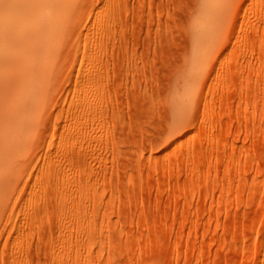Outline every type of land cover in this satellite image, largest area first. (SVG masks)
<instances>
[{
	"label": "rangeland",
	"instance_id": "1",
	"mask_svg": "<svg viewBox=\"0 0 264 264\" xmlns=\"http://www.w3.org/2000/svg\"><path fill=\"white\" fill-rule=\"evenodd\" d=\"M8 1L0 264H264V0Z\"/></svg>",
	"mask_w": 264,
	"mask_h": 264
},
{
	"label": "bare ground",
	"instance_id": "2",
	"mask_svg": "<svg viewBox=\"0 0 264 264\" xmlns=\"http://www.w3.org/2000/svg\"><path fill=\"white\" fill-rule=\"evenodd\" d=\"M7 1H8V0H7ZM29 1H30L31 3H33V0H29ZM29 1H28V2H29ZM34 1H36V0H34ZM39 1H40V0H39ZM43 1H44V0H43ZM43 1H41V2H43ZM48 1H49V0H48ZM51 1H55V0H51ZM60 1H62V0H60ZM4 2H5V0H2V1L0 2V26H1V29L4 27V28H3L4 30L2 29L3 32H4L5 30H7V29H5L6 26H3V27H2V25H4V24L6 25V24H8V23H11V22H10L11 20H10V21L8 20V18H10V15H9V17L7 18V20H8L9 22L6 21V20H4V22L6 21L7 23L2 22V21H3V18H6V16H5V17L3 16V13H5V14L7 13V12H3V13H2V11H3V3H4ZM8 2H9V1H8ZM11 2H12V1H11ZM17 2H18V1H17ZM24 2H25V0H24ZM28 2H25V8H26V10H29V9H27V7H26V3H28ZM36 2H37V1H36ZM49 2H50V1H49ZM31 3H29V4H31ZM53 3H54V2H53ZM55 3H56V2H55ZM57 3H59V0H58ZM6 4H7V3H6ZM8 4H9V3H8ZM16 4H17V3H16ZM16 4H15V5H16ZM22 4H23V3H22ZM29 4H28V6H30ZM40 4H41V3H40ZM44 4H45V5H44ZM44 4H42V7H43V8L46 7V6L48 5V4L46 5V3H44ZM50 4H51V3H50ZM12 5H13V4H12ZM17 5H18V4H17ZM35 5H36V6H39V4L35 3L34 6L30 8V9H31V12H28V13H30L32 16H30L29 14H27L25 17H27V16L29 15L31 18H34V14L32 13V12H33L32 8L35 9V12H36L37 7H36ZM65 5H66V3H65ZM65 5H64V6H65ZM70 5H71V4H70ZM6 6H7V5H6ZM57 6H58V5H57ZM22 7H23V6H22ZM40 7H41V6H40ZM42 7L39 8L38 10H40L41 13H44L45 11L43 12ZM55 7H56V6H55ZM62 7H63V6H62ZM14 8H15V7H14ZM16 8H17V7H16ZM64 8H65V7H64ZM67 8H68V5H67ZM4 9H5V7H4ZM10 9H11V8H10ZM10 9H9V6H8V10H6V11H8V14H9V12H12V11H9ZM21 9H22V8H21ZM41 9H42V11H41ZM49 9H52V8H49ZM53 9H54V8H53ZM58 9H59V8H58ZM58 9H56V10H58ZM62 9H63V8H62ZM1 10H2V11H1ZM13 10H14V9H13ZM54 10H55V9H54ZM64 10H65V9H64ZM74 10H76V9L74 8ZM74 10H73V11H74ZM18 11H20V10H18ZM21 11H23V10H21ZM50 11H51V10H50ZM62 11H63V10H61V13H62ZM55 12H56V11H55ZM38 13H39V11L37 12V15H38ZM41 13H40V14H41ZM49 13H50V12H49ZM52 13H53V12H52ZM72 13H74V12H72ZM10 14H11V13H10ZM21 14H22V13H21ZM25 14H26V13H25ZM40 14H39V17H38L37 15H36V16H37L38 18H41V17H40ZM56 14H57V12H56ZM56 14H55V16H56ZM13 15H14V14H13ZM16 15H18V13H17ZM48 15H50V14H48ZM48 15H47V16H48ZM52 15H53V14H52ZM59 15H60V14H59ZM69 15H70V14H69ZM29 16H28V17H29ZM42 16H43V15H42ZM45 16H46V15H45ZM60 16H61V15H60ZM60 16H59V18H60ZM70 16H71V15H70ZM70 16H69V17H70ZM21 17H22V16H21ZM21 17H20V18H21ZM67 17H68V16H67ZM11 18H12V17H11ZM31 18H29L30 21H31L30 23H32V21H33V19H31ZM35 18H36V17H35ZM50 18H51V17H50ZM54 18H55V19H54ZM18 19H19V18H18ZM25 19H26V18H25ZM47 19L50 21L49 18H47ZM47 19H46V20H45V19H44V20L42 19L43 21H45L43 24H42V21L39 20V21L41 22V23H40V26H39L40 28L38 27V22H39V21H35V24H33V25H31V26H35V27H36V25H37L36 28H35V27L33 28V29H34V32H33V30H32L33 34H34L35 32H36V34H34L35 36H34L33 34H31V35H33L34 37H36V36L38 35V34H37L38 31H37L36 29H43L44 27H42V25H43V26H46L47 24L49 25V23H47V21H48ZM53 20H57L56 22H58V19H57L56 17H53ZM26 21H27V20H26ZM49 21H48V22H49ZM51 21H52V20H51ZM64 21H65V20H64ZM28 22H29V21H28ZM2 23H4V24H2ZM12 23H13V22H12ZM18 23H19V22H18ZM24 23H25V22H24ZM45 23H47V24H45ZM50 23H51V22H50ZM54 23H55V22H54ZM63 23H64V22H63ZM68 23H69V22H66V25H67V26H68ZM21 24H22V23H21ZM41 24H42V25H41ZM44 24H45V25H44ZM52 24H53V23H52ZM55 24H58V23H55ZM69 24H70V23H69ZM10 25H11V24H10ZM10 25H9V26H10ZM66 25H64V26H65V29L68 28V27L66 28ZM71 25H72V24H71ZM74 25H75V24H74ZM9 26H8V28L12 27V25H11L10 27H9ZM21 26H22V25H21ZM31 26L27 25V27L24 26V27H22V28H26V29L29 28V29H30V28H32ZM60 26H63V25H60ZM14 27H15V26H14ZM50 27H51V26H50ZM70 27H71V26H70ZM59 28H60V27H59ZM1 29H0V31H1ZM12 29H13V28H12ZM63 29H64V27H63ZM17 30H18V29H17ZM20 30H21V29H20ZM35 30H36V31H35ZM53 30H54V29H53ZM53 30H52V31H53ZM56 30H57V26H56V29L54 30V32H56ZM58 30H59V29H58ZM61 30H62V29H61ZM67 30H68V29H67ZM2 31H1V32H2ZM10 31H11V30H10ZM22 31H26V30L23 29ZM27 31L30 32L31 29H30V30H27ZM39 31H40V30H39ZM45 31H47V30H45ZM50 31H51V30H50ZM3 32H2V33H3ZM2 33H0V34H2ZM8 33H10V32H8ZM8 33H6V34H8ZM17 33H18V31H17ZM40 33H41V31H40ZM42 33H43V31H42ZM42 33H41V34H42ZM49 33H50V32L48 31V34H49ZM60 33H61V32H60ZM41 34H40V38H41ZM45 34H46L45 32H44V34H42V38H44ZM2 35H4V34H2ZM12 35H13V34H12ZM28 35H30V33H28L26 36H28ZM43 35H44V36H43ZM55 35H56V34H55ZM59 35H60V34H59ZM24 36H25V35H24ZM53 36H54V35H53ZM53 36H52V37H53ZM57 36H58V35H57ZM57 36H56V37H57ZM16 37H18V35H16ZM16 37H15V38H16ZM20 37L22 38V35H20ZM31 37H32V36H31ZM46 37H47V36H46ZM2 38H3V37H2ZM9 38H10V37H8V39H9ZM25 38H26V37H25ZM25 38H24V39H25ZM37 38H38V37H37ZM54 38H55V36H54ZM29 39H30V38H29ZM29 39H28V40H29ZM34 39H35V38H34ZM9 40H10V39H9ZM18 40H19V37H18ZM20 40H21V39H20ZM25 40H27V39H25ZM31 40H32V39H31ZM37 40L39 41V38H38ZM37 40H35V42H36ZM47 40H49V38H48ZM51 40H52V38H51ZM51 40H50V42H51ZM56 41H58V40L56 39ZM5 42H6V43H5ZM24 42H26V41H24ZM40 42H41V41H40ZM43 42L45 43L46 41H43ZM3 43H5V47H6V45H7V41H4V42L2 41V42H0L1 47H2V44H3ZM47 43H48V42H47ZM11 44H12V42L10 43V46H8V47H12ZM13 44H14V43H13ZM40 44H41V43H40ZM45 44H46V43H45ZM45 44H44V45H45ZM48 44H49V43H48ZM53 44L55 45V43H53ZM14 45H15V44H14ZM17 45H18V44H17ZM42 45H43V43H42ZM42 45H41V46H42ZM44 45H43V46H44ZM15 46H16V45H15ZM22 46H23V45H22ZM32 46H33V44H32ZM46 46H47V44H46ZM1 47H0V48H1ZM24 47H25V46H24ZM30 47H31V46H30ZM39 47H40V46H39ZM39 47H38V48H39ZM52 47H53V45H52ZM2 48H3V47H2ZM36 48H37V47H36ZM44 48H45V47H44ZM50 48H51V47H50ZM54 48L56 49V47H54ZM57 48H58V47H57ZM7 49H8V48H7ZM9 49H12V48H9ZM22 49H23V47H22ZM40 49L42 50L43 47H42V48L40 47ZM46 49H47V47H46ZM46 49H45V50H46ZM55 49H53V50H55ZM5 50H6V49H5ZM18 50H20V49H18ZM34 50H36V49H34ZM34 50H33V52H34ZM45 50H44V51H45ZM47 50H49V47H48ZM21 51H22V50H21ZM28 51H30V50H28ZM49 51H50V50H49ZM0 52H1V51H0ZM10 52H11V50H10ZM37 52H38V51H37ZM46 52H47V51H46ZM53 52H54V51H53ZM56 52H57V50L55 51V53H56ZM2 53H3V51H2ZM41 53H42V52L40 51L38 54H41ZM43 53H45V52H43ZM47 53H48V52H47ZM55 53H52V55H51L52 59H53V57H54L53 54H55ZM6 54H8V53L6 52ZM11 54H12V53H11ZM38 54H37V55H38ZM56 54H57V53H56ZM14 55H15V54H14ZM14 55H13V56H14ZM18 55H19V54H18ZM29 55H30V54H29ZM29 55H28V56H29ZM43 55H44V54H43ZM2 56H3V55H2ZM5 56H6V55H5ZM9 56H10V55H9ZM15 56H16V55H15ZM21 56H22V55H21ZM40 56H42V55H40ZM44 56H45V55H44ZM46 56H47V55H46ZM46 56H45V58H46ZM25 57H26V56H25ZM19 58H20V57H19ZM14 59H15V58L13 57V60H11V61L13 62ZM22 59H23V57H22ZM38 59H39V58H38ZM38 59H37V61H38ZM42 59H44L43 56H42ZM0 60H1V59H0ZM18 60H19V59H18ZM23 60H24V59H23ZM30 60H31V59H30ZM35 60H36V58H35ZM39 60H40V59H39ZM47 60H48V58H47ZM49 60H50V58H49ZM8 61H9V60H8ZM11 61H9V63H10ZM16 61H17V60H15V63H16ZM28 61H29V60H28ZM44 61H45V60H44ZM51 61H52V60H51ZM1 62H2V64H3V60H2ZM5 62H7V61H4V64H5ZM35 62H36V61H35ZM46 62H47V61H46ZM46 62H45V63H46ZM29 63H30V62H29ZM38 63H39V64H38V66H39L41 62H38ZM7 64H8V63H7ZM7 64H6V65H7ZM18 64H19V62H18ZM46 64H47V63H46ZM9 65H11V64H9ZM9 65H7V67H6L7 70H8V68L10 67ZM23 65H24V64H23ZM32 65H34V64H32ZM44 65H45V64H44ZM47 65H49V64H47ZM2 66H3V65H2ZM11 66L13 67V65H11ZM16 66H17V65H16ZM25 66H26V65H25ZM27 66H28V64H27ZM4 67H5V66H3V68H4ZM46 67H48V69L51 70L50 66H46ZM3 68H1L0 70H2ZM10 68H11V67H10ZM10 68H9V69H10ZM35 68H36V67H34V69H35ZM20 69H21V68H20ZM39 69H40V68H39ZM3 70H6V69L4 68ZM11 70L13 71V69H11ZM25 70H26V69H25ZM31 70H32V69H31ZM28 71H29V70H28ZM34 71H35V70H34ZM40 71H41V70H40ZM43 71H44V69H43ZM45 71H46V70H45ZM7 72H8V71H7ZM16 72H17V71H16ZM16 72H14V73H16ZM30 72H31V71H30ZM4 73H5V72H4ZM12 73H13V72H12ZM12 73H11V74H12ZM22 73H23V72H22ZM39 73H40V72H39ZM47 73H49V72L47 71ZM47 73H46V76L50 74V73H49V74H47ZM0 74H1V73H0ZM11 74H10V75H11ZM17 74H18V73H17ZM44 74H45V73H44ZM6 75H8V74H6ZM13 75H14V74H13ZM13 75H11V76H13ZM3 76H4V75H3ZM15 76H17V75H14V77H15ZM37 76H38V75H37ZM41 76H42V74H41ZM46 76H45V77H46ZM0 77H2V74L0 75ZM22 77H23V76H22ZM38 77H39V76H38ZM47 77H49V76H47ZM47 77H46V78H47ZM6 78H7V77H5V80H4V81L7 80V82H8L9 79H6ZM8 78H9V76H8ZM15 78H16V77H15ZM15 78H10V79H15ZM18 78H19V77H18ZM27 78H28V76H27ZM31 78H32V80H33V77H31ZM31 78H30V80H29L28 83H31V82H32V81H31ZM46 78H45V79H46ZM2 79H3V77H2ZM2 79H1V80H2ZM34 79L36 80L35 77H34ZM42 79H43V78H42ZM15 80H16V79H15ZM40 80H41V79H40ZM23 81H24V80H23ZM30 81H31V82H30ZM44 81H45V83H46V80H44ZM44 81H43V84H44ZM15 82H16V81H15ZM26 82H27V81H26ZM34 82H35V81H34ZM38 82H40V81H38ZM2 83H3V82H2ZM11 83H12V82H11ZM24 83H25V82H24ZM36 83H37V82H36ZM6 84L8 85V83H6ZM6 84L4 83L3 85H6ZM12 84H14V83H12ZM20 84H21V83H20ZM31 84H32V83H31ZM3 85H0V86H3ZM7 85H6V86H7ZM23 85H24V84H23ZM37 85H38V84H37ZM40 85H41V84H40ZM18 86H19V85H18ZM24 86H27V85H24ZM38 86H39V85H38ZM4 87H5V86H4ZM4 87H3L2 89H4ZM20 87H21V86H20ZM33 87H34V86H33ZM33 87H32V89H33ZM0 88H1V87H0ZM6 88H7V87H6ZM24 88H25V87H24ZM43 88L45 89V86H44ZM10 89H11V87H10ZM16 89H17V88H16ZM34 89H35V88H34ZM8 90H9V89L6 90L7 94L10 92V91H8ZM17 90H18V89H17ZM20 90H21V89H20ZM24 90H25V89H24ZM35 90H36V89H35ZM32 91H33V90H32ZM41 91H43V90H41ZM0 92H1V91H0ZM2 93H4V91H3ZM41 93H42V92H41ZM0 94H1V93H0ZM5 94H6V93H5ZM7 94H6V95H7ZM18 94H19V93H18ZM18 94H17V96H18ZM22 94H23V93H22ZM11 95H13V94H11ZM28 95H29V94H28ZM30 95H31V94H30ZM30 95H29V97H30ZM33 95H34V92H33ZM0 96H2V98L4 99V96H3V95H0ZM13 96H14V95H13ZM22 96H23V95H22ZM31 97H32V96H31ZM2 98L0 97V100H1ZM6 98H7V97H6ZM32 99H33V98H32ZM4 100H5V99H4ZM8 101H9V100H8ZM8 101H7V102H8ZM11 101H12V99H11ZM23 101H24V100H23ZM30 101H31V100H30ZM16 102H17V101H16ZM25 102H26V101H25ZM0 103H1V102H0ZM3 103L5 104V102H3V100H2V104H3ZM4 104H3V106H5ZM6 105H7V104H6ZM11 105H12V104H11ZM15 105H16V104H15ZM13 106H14V105H13ZM26 106H27V105H26ZM26 106H25V110H26V108H28V107H26ZM5 108H6V106H5ZM30 108H31V107H30ZM0 109H1V111H5V112H6V110H7V108H6V110H2V108H0ZM14 109H15V108H14ZM22 109H23V108H22ZM25 110H24V112H25ZM13 111H14V110H13ZM7 112H8V111H7ZM9 113H10V112H9ZM22 113H23V112H22ZM13 115H14V112H13ZM18 119H19V118H18ZM32 123H33V122H32ZM32 125H33V124H32ZM4 127H5V126H4ZM21 129H22V128H21ZM29 129H30V128H29ZM19 131H20V130H19ZM13 138H15V137H13ZM10 139H11V138H10ZM13 140H14V139H13ZM17 146H18V145H17Z\"/></svg>",
	"mask_w": 264,
	"mask_h": 264
}]
</instances>
